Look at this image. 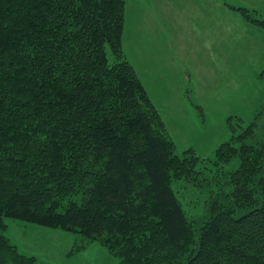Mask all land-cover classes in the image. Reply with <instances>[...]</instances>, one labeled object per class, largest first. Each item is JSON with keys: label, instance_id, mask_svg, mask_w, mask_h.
Segmentation results:
<instances>
[{"label": "trees", "instance_id": "obj_1", "mask_svg": "<svg viewBox=\"0 0 264 264\" xmlns=\"http://www.w3.org/2000/svg\"><path fill=\"white\" fill-rule=\"evenodd\" d=\"M124 10L0 0V229L7 217L76 232L118 264H264V126L221 143L208 176L191 149L178 155L123 55ZM180 178L207 186L193 221ZM0 264L41 263L0 233Z\"/></svg>", "mask_w": 264, "mask_h": 264}, {"label": "rangeland", "instance_id": "obj_2", "mask_svg": "<svg viewBox=\"0 0 264 264\" xmlns=\"http://www.w3.org/2000/svg\"><path fill=\"white\" fill-rule=\"evenodd\" d=\"M122 52L132 65L182 156L196 169L215 168L216 148L252 122L264 126V0H124ZM242 9L244 11H242ZM106 53L111 58L109 47ZM259 128V127H258ZM257 128V131H258ZM246 142H250L248 138ZM233 157L225 170L239 165ZM221 165V164H220ZM135 168H130L134 179ZM171 187L189 221L198 217L207 186L174 179ZM0 229L19 252L44 264H118L98 240L20 219Z\"/></svg>", "mask_w": 264, "mask_h": 264}]
</instances>
